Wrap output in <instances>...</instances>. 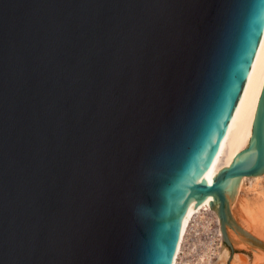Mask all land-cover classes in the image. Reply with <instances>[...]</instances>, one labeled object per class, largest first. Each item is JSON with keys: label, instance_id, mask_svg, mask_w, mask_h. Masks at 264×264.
<instances>
[{"label": "water", "instance_id": "95a60500", "mask_svg": "<svg viewBox=\"0 0 264 264\" xmlns=\"http://www.w3.org/2000/svg\"><path fill=\"white\" fill-rule=\"evenodd\" d=\"M264 0H0V264H171L192 206L226 227L264 173V82L210 181ZM229 264V263H227Z\"/></svg>", "mask_w": 264, "mask_h": 264}, {"label": "bare ground", "instance_id": "6f19581e", "mask_svg": "<svg viewBox=\"0 0 264 264\" xmlns=\"http://www.w3.org/2000/svg\"><path fill=\"white\" fill-rule=\"evenodd\" d=\"M264 82V30L262 32L258 47L256 49L254 58L246 76L245 83L237 101L236 107L232 113L226 133L220 142L216 151L214 160L207 172L206 180L210 181L212 177L224 166H228L237 152L245 148L251 135L252 122L257 107L258 98ZM264 180V173L251 176H242L236 190L234 201L231 203V212L233 217L239 225L252 234L257 239L264 242V238L250 232V230L238 221L235 214L234 204L240 201L246 183H250L251 187L258 188ZM249 185V186H250ZM247 186V185H246ZM261 190V189H260ZM263 192V191H262ZM210 197L203 199L198 206H192L188 210L186 219L184 220L179 240L172 258L171 264H214L213 260L217 257V262L221 264H243L244 258L238 257L241 253H234L231 255L229 248L224 245L222 241V234L220 231L219 218L215 209L210 207ZM199 219L206 221L205 227L209 226L210 221L216 222L215 235L211 236L206 242L208 244L206 250L196 260L191 258L181 259V254L187 238V234L192 228L199 223ZM201 222V221H200ZM210 227V226H209ZM193 228V229H194ZM198 228V227H197ZM208 228V227H207ZM251 228V227H250ZM195 230V229H194ZM198 230V229H197ZM196 230V231H197ZM228 236L231 240L233 248L244 246L250 249V242L245 236L235 232L229 227H226ZM195 231V232H196ZM197 233V232H196ZM190 234V233H189ZM188 234V235H189ZM260 234V233H259ZM198 235V234H197ZM235 246V247H234ZM257 246V245H253ZM254 248V247H253ZM258 250H264L260 246L254 248V253ZM191 254V253H190ZM183 258V257H182Z\"/></svg>", "mask_w": 264, "mask_h": 264}, {"label": "rangeland", "instance_id": "374dc122", "mask_svg": "<svg viewBox=\"0 0 264 264\" xmlns=\"http://www.w3.org/2000/svg\"><path fill=\"white\" fill-rule=\"evenodd\" d=\"M249 185L250 183L245 184L240 201L237 202V204H234V212L238 221L247 227L250 232L258 234L264 238V180H262L261 185L258 188ZM198 221L199 223L195 226V230H190V234H187L181 259H187L189 257L192 260H196L201 254H203L208 244H212L211 242L207 243L206 241L211 236L215 235L216 222L210 221L208 224L210 227L207 226V228L205 227L206 221H202L201 219ZM249 247L250 249H247L244 246L234 248L236 253H241L238 257L241 258L243 255V262L245 261L243 264H264V250H258L254 253V248L258 246L250 244ZM214 257L216 258V260H213V262L215 261L214 264H221L217 262L218 260L215 255Z\"/></svg>", "mask_w": 264, "mask_h": 264}, {"label": "built area", "instance_id": "2783aa9c", "mask_svg": "<svg viewBox=\"0 0 264 264\" xmlns=\"http://www.w3.org/2000/svg\"><path fill=\"white\" fill-rule=\"evenodd\" d=\"M194 228V227H193ZM193 228H192V230H193Z\"/></svg>", "mask_w": 264, "mask_h": 264}]
</instances>
